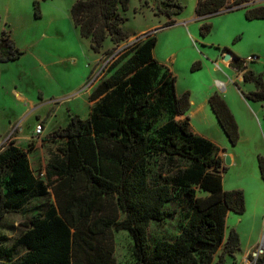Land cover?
I'll return each instance as SVG.
<instances>
[{"label":"trees","instance_id":"trees-1","mask_svg":"<svg viewBox=\"0 0 264 264\" xmlns=\"http://www.w3.org/2000/svg\"><path fill=\"white\" fill-rule=\"evenodd\" d=\"M250 1L234 0L230 4L229 0H199L195 12L205 17ZM130 2L76 0L71 8L73 23L82 38L91 40L95 53H100L107 40L118 45L131 38L121 15L129 11ZM154 3L155 15L168 19L165 27L172 26L185 11L180 0ZM33 5L35 17L40 19L39 1L34 0ZM245 9L247 20H264V6ZM208 21L200 20L203 38L212 32L213 25ZM157 43L156 35L141 37L113 64L116 67L127 58L114 74L93 88L89 101L97 104L89 117L72 115L67 126L54 133L63 146L59 148L61 158L47 166V184L31 169L28 152L13 142L0 147V221L28 197H41L55 186L65 196L58 209L50 208L32 217L29 230L19 240L27 249L21 256L14 258L0 235V264H116L112 252L94 243L110 230L130 234L135 264H211L221 247L219 264H224L227 256L240 251L235 230L226 238V220L230 212L245 214V194L224 189L220 174L223 161L216 155L221 149L194 134L189 117L177 119L190 111L191 93L177 94V77L154 57ZM225 51L230 52L227 48ZM24 54L10 33L0 31V63L18 61ZM234 59V68L243 72L244 82H254L260 88L245 94V98L264 103L262 77L246 70L239 57ZM201 68L197 61L192 72ZM210 105L228 140L236 146L239 127L227 103L216 92L210 97ZM157 157L179 158L189 165L174 183L153 185L150 165ZM258 164L264 180L263 156H259ZM176 188L186 191L191 218L174 240L153 245L151 223H163L178 214L177 210H166ZM196 188L206 196L198 197ZM112 200L125 216L121 221L103 215ZM78 247L92 251L93 257L76 258ZM257 264H264V258Z\"/></svg>","mask_w":264,"mask_h":264},{"label":"rangeland","instance_id":"rangeland-1","mask_svg":"<svg viewBox=\"0 0 264 264\" xmlns=\"http://www.w3.org/2000/svg\"><path fill=\"white\" fill-rule=\"evenodd\" d=\"M38 1L40 19L35 17L34 0H0V31L10 33L18 48L25 53L18 61L0 63V147L13 142L28 152L31 169L46 184L47 166L61 158L59 148L63 146V141L56 139L54 133L64 129L72 115H79L82 119L89 117L97 104L89 101L93 88L102 79L114 74L127 58L116 67L113 64L128 54L141 37L157 36L154 57L177 77V93L181 95L190 90L198 104L203 102L209 90L213 63L226 61L228 66L225 68L222 65V72L233 80L243 74L234 68L237 61L233 56L225 60L229 54L244 61L245 69L260 75L264 83V20L249 21L245 18V8L264 6V0H251L243 5L225 8L222 10H225L224 13L209 17L208 22L212 23L213 28L205 38L201 37L199 29V22L204 17L195 15L191 18L196 11V0H181L185 11L169 27H165L168 19L155 16L154 0H131L129 11L121 13L125 19L124 30L131 38L118 45L107 40L98 54L92 50L91 40L82 38L73 23L71 8L76 0ZM233 1L229 0V3ZM217 44L230 52H223ZM197 61L201 62L203 68L192 72V66ZM216 78L225 79L219 73ZM238 86L244 95L248 94L249 89L254 92L260 90L254 82L238 83ZM215 88L223 87L217 83ZM250 102L263 124L259 129L262 138L253 130L245 132L244 141L238 142L237 148L229 140L218 137L219 133L213 126H218V123L213 115L188 116L194 134H214L219 139V145L234 151L237 157L236 162L233 163L231 159L228 166L225 158H231L230 152L221 149L216 154L223 161L220 174L226 190L241 189L246 199L245 214L232 213L226 220V238L232 230L237 231L241 249L235 255L227 256L224 264H247L246 260L259 244L262 233L259 209L264 200V180L252 152L264 151V103ZM39 124L45 128L41 136L36 134ZM252 136L253 140H245ZM188 165L186 160L179 158H154L150 165V182L153 185L165 181L174 183ZM62 192L55 186L41 197L32 195L0 221V235L5 238V246L11 250L14 258L27 250L19 240L29 230L32 217L50 208L58 209L65 198ZM196 195L206 196L198 188ZM166 210H177L178 214L168 217L163 223H151L149 237L153 245L160 240H174L190 220L192 208L184 189H175L174 200L166 206ZM103 215L117 221L125 217L113 200ZM94 243L112 252L111 258L116 264H135L134 241L127 231L110 230ZM78 249L76 258L87 259L94 255L84 247ZM222 249L217 251L211 264H219Z\"/></svg>","mask_w":264,"mask_h":264},{"label":"crops","instance_id":"crops-1","mask_svg":"<svg viewBox=\"0 0 264 264\" xmlns=\"http://www.w3.org/2000/svg\"><path fill=\"white\" fill-rule=\"evenodd\" d=\"M180 2H181V0H180ZM198 2H199V0H196L195 5H194L195 9L197 7ZM195 15H196V12H195L194 15L191 16V18L193 16H195ZM156 17H155V20H156ZM161 17L167 19L166 17L160 16V18ZM204 18H206V17H204ZM199 24H200V22H199ZM200 26H201V24H200ZM199 29H200V27H199ZM217 45L219 46V48L223 49V47H221L222 45H220V44H217ZM223 46H228V45H223ZM201 56L205 58V56H203V55H201ZM223 62H225V61H223ZM161 64H163V63H161ZM213 65H214L213 68L210 70L211 76H212V81L210 82V84L208 86L209 90L206 92L203 102L198 104L196 102L195 97L193 96L192 92L190 90H186L185 92L190 91V93H191V109L187 113V115L181 116V117H177V119L178 120L179 119L183 120L184 117L185 118L188 117V116L189 117L190 116L196 117V116H199V115L203 114V115H205L207 117H212V115H213L215 117V119L217 120V118H216V116H215V114H214V112H213V110L211 108V105H210V97L214 93L217 92L225 100V102L227 103L229 109L231 110L232 114L235 117V120H236V122L238 124V127H239V133H240L239 142L242 143L244 141V133L245 132H251V130L256 132L257 135L261 137L259 129L261 127H263V124H261L258 115L255 113V111H254V109H253V107L251 105L252 102L248 101L245 98L244 93L242 92L241 88L238 86V83H244L245 84L243 74L241 73V75L239 77H237V79H234L235 80L234 81L233 79H231L229 77V75L226 72H222L223 71L222 65L225 68H227V66H228L226 62L222 63V61H220V62H217V63H213ZM218 73L221 74L222 76H224L225 79L216 78V75ZM217 83H221L223 88H215ZM252 90L253 89H249L248 93L254 92ZM184 93H182L181 95H183ZM181 95H179V96H181ZM215 122H213V123H215ZM217 123H218V126H216V124H213V126L216 127V131L219 133L218 137H222V139H225V141H228V138H226L227 136L225 137L224 134H223L224 131L222 132L223 129L221 128L218 120H217ZM44 130H45V128H44ZM198 136L206 138V139L210 140L211 142H213L218 148H220L222 150L224 149L223 147H221V145H219V139L214 134L200 132V134ZM253 139H254L253 136H252V138H247V139L245 138V140H253ZM238 145H239V143H238ZM237 146H236V148H237ZM224 150H228L229 151V149H224ZM229 152H230V155H231V159H233V163H235L236 160H237L235 152L234 151H229ZM259 156H263L264 157V151H257L256 150V151L252 152L253 160L257 161L259 159ZM231 162H232V160H231ZM262 188H264V186H262ZM224 189L226 190L225 186H224ZM234 190H241V189H234ZM226 191H231V190H226ZM259 213H260V217L259 218H260L261 223H262L261 232L263 233V228H264V200H263V203L261 205V208L259 209ZM231 214H232V212H230L228 214L227 218ZM262 233H261V236H262ZM261 236H260V239L258 240V242H260ZM257 246H258V243H257L255 249L257 248ZM254 250H252L251 254L254 252Z\"/></svg>","mask_w":264,"mask_h":264},{"label":"built area","instance_id":"built-area-1","mask_svg":"<svg viewBox=\"0 0 264 264\" xmlns=\"http://www.w3.org/2000/svg\"><path fill=\"white\" fill-rule=\"evenodd\" d=\"M44 132V125L43 124H39L37 126L36 129V134L38 136H41ZM264 258V228H263V233L261 236V240L255 250V252H253L251 254V256L246 260L247 264H257L259 259Z\"/></svg>","mask_w":264,"mask_h":264},{"label":"water","instance_id":"water-1","mask_svg":"<svg viewBox=\"0 0 264 264\" xmlns=\"http://www.w3.org/2000/svg\"><path fill=\"white\" fill-rule=\"evenodd\" d=\"M224 12H225V10H224V11H220V12H218L217 14L208 15V16H205V17H206V18L213 17V16H215V15L222 14V13H224ZM232 56L235 57L234 55H231V54L226 55V56H225V60H230ZM225 164L228 165V166L231 165V158H230V156H226V158H225Z\"/></svg>","mask_w":264,"mask_h":264},{"label":"bare ground","instance_id":"bare-ground-1","mask_svg":"<svg viewBox=\"0 0 264 264\" xmlns=\"http://www.w3.org/2000/svg\"><path fill=\"white\" fill-rule=\"evenodd\" d=\"M226 62V61H225ZM19 98L21 99V96H19Z\"/></svg>","mask_w":264,"mask_h":264}]
</instances>
